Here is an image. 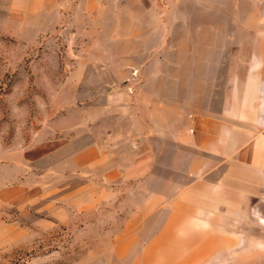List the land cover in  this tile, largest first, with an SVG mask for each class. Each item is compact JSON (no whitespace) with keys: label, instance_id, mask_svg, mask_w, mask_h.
Wrapping results in <instances>:
<instances>
[{"label":"rangeland","instance_id":"1","mask_svg":"<svg viewBox=\"0 0 264 264\" xmlns=\"http://www.w3.org/2000/svg\"><path fill=\"white\" fill-rule=\"evenodd\" d=\"M49 5L0 0V264H156L146 255L156 239L176 255L165 264L198 244L208 247L197 264H264V203L234 205L227 220L179 217L219 226L146 230V208L161 203L147 191L173 204L189 168L123 163L131 153L117 134L129 121L114 113L129 97L116 94H131L142 75L87 70L93 57Z\"/></svg>","mask_w":264,"mask_h":264},{"label":"crops","instance_id":"2","mask_svg":"<svg viewBox=\"0 0 264 264\" xmlns=\"http://www.w3.org/2000/svg\"><path fill=\"white\" fill-rule=\"evenodd\" d=\"M49 1L72 39L83 42L79 49L93 57L87 70L142 75L128 83L131 94H116L128 96L130 106L117 104L114 113L129 121L128 132L117 134L119 150L131 153L123 163L189 168L173 204L166 193L147 191V200L161 201L146 208L147 231L219 226L179 217L227 220L234 205L264 203V0ZM207 247L198 244L173 263H201ZM164 249L156 239L146 255L170 263L164 258L176 255Z\"/></svg>","mask_w":264,"mask_h":264}]
</instances>
